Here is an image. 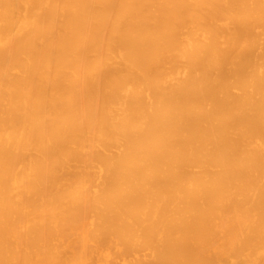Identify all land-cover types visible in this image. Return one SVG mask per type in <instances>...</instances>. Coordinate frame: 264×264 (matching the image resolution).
Here are the masks:
<instances>
[{
	"label": "bare ground",
	"instance_id": "1",
	"mask_svg": "<svg viewBox=\"0 0 264 264\" xmlns=\"http://www.w3.org/2000/svg\"><path fill=\"white\" fill-rule=\"evenodd\" d=\"M0 264H264V0H0Z\"/></svg>",
	"mask_w": 264,
	"mask_h": 264
}]
</instances>
